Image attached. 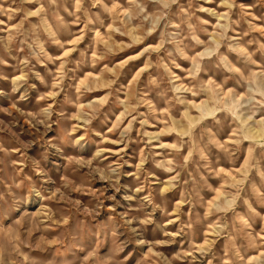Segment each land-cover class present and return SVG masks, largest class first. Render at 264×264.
Returning <instances> with one entry per match:
<instances>
[{"label":"clouds","instance_id":"9594fccd","mask_svg":"<svg viewBox=\"0 0 264 264\" xmlns=\"http://www.w3.org/2000/svg\"><path fill=\"white\" fill-rule=\"evenodd\" d=\"M0 264H264V0H0Z\"/></svg>","mask_w":264,"mask_h":264}]
</instances>
